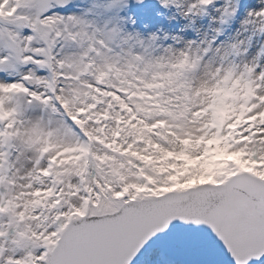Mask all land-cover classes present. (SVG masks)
Instances as JSON below:
<instances>
[{"label":"snow or ice","instance_id":"6c2138e0","mask_svg":"<svg viewBox=\"0 0 264 264\" xmlns=\"http://www.w3.org/2000/svg\"><path fill=\"white\" fill-rule=\"evenodd\" d=\"M0 264H264V0H0Z\"/></svg>","mask_w":264,"mask_h":264}]
</instances>
